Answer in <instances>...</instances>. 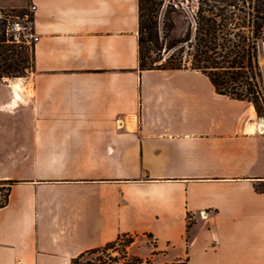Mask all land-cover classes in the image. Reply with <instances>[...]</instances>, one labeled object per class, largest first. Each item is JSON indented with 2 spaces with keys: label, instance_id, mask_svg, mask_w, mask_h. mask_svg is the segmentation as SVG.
<instances>
[{
  "label": "crops",
  "instance_id": "crops-1",
  "mask_svg": "<svg viewBox=\"0 0 264 264\" xmlns=\"http://www.w3.org/2000/svg\"><path fill=\"white\" fill-rule=\"evenodd\" d=\"M29 3L34 70L0 79V264H70L120 234L156 263L264 264L252 103L191 68L140 70L138 0Z\"/></svg>",
  "mask_w": 264,
  "mask_h": 264
},
{
  "label": "trees",
  "instance_id": "trees-1",
  "mask_svg": "<svg viewBox=\"0 0 264 264\" xmlns=\"http://www.w3.org/2000/svg\"><path fill=\"white\" fill-rule=\"evenodd\" d=\"M158 7L157 0H138V68H191L200 71L208 77L218 94L252 103L260 116L264 98L259 90L262 73L258 63V42L264 40V0H198L193 15V35L187 28L180 40V48H176L175 43H168L162 49L159 44ZM27 12V8L0 9V79L25 77L34 70L33 45L15 42L5 34L7 17L12 14L23 16ZM184 44L190 48L187 51L189 66L182 60ZM14 183V180L0 179V208L7 204ZM255 188L264 191V183L257 184ZM123 237H127L123 246H129L132 242L130 235L120 234L103 246L75 256L70 264H187L188 255L167 263L142 260L128 252L104 255V250L113 247ZM185 241H188L187 234ZM85 254L94 256L81 261Z\"/></svg>",
  "mask_w": 264,
  "mask_h": 264
},
{
  "label": "rangeland",
  "instance_id": "rangeland-1",
  "mask_svg": "<svg viewBox=\"0 0 264 264\" xmlns=\"http://www.w3.org/2000/svg\"><path fill=\"white\" fill-rule=\"evenodd\" d=\"M159 2L158 11L156 13V26H157V36L158 42L162 45V49L168 43H175L176 48H180V40L182 39L184 32L187 28H190L191 34L193 35L194 28V19L193 15L198 5V0H157ZM29 3L26 1L23 7L28 8ZM21 8H15L19 10ZM4 11H8L9 8H1ZM184 53L182 55V60L185 62L187 66H189L190 55H188L187 51L190 49L187 45L184 44ZM258 63L260 65L262 71V80L260 83L259 90L264 98V40L262 42H258ZM163 54V53H162ZM155 53L152 54L154 56ZM165 56V54H164ZM264 120V109L262 110V114L259 116ZM132 242L137 240L136 244H139V240L141 236H132L130 235ZM127 237L121 238L120 241H117L115 245L103 252L106 254H110L111 256L117 255L118 252H128V246L124 247L125 241ZM131 242V243H132ZM130 243V244H131ZM129 244V246H130ZM184 252H169L168 257H173L177 254L182 255ZM192 252H188V255ZM128 254L137 256L142 260H149L151 262L156 263L154 259L151 258L149 252H128ZM94 255L85 254L81 261L86 260ZM159 258H163L161 255Z\"/></svg>",
  "mask_w": 264,
  "mask_h": 264
},
{
  "label": "built area",
  "instance_id": "built-area-1",
  "mask_svg": "<svg viewBox=\"0 0 264 264\" xmlns=\"http://www.w3.org/2000/svg\"><path fill=\"white\" fill-rule=\"evenodd\" d=\"M34 10V4H30L27 8V14L23 16L9 15L6 20L5 34L10 36L15 42L33 45L38 39L32 30V19H30V16H33ZM260 122L262 123V130H264L263 118H260Z\"/></svg>",
  "mask_w": 264,
  "mask_h": 264
},
{
  "label": "bare ground",
  "instance_id": "bare-ground-1",
  "mask_svg": "<svg viewBox=\"0 0 264 264\" xmlns=\"http://www.w3.org/2000/svg\"><path fill=\"white\" fill-rule=\"evenodd\" d=\"M264 61V60H263ZM260 124H262V123H260Z\"/></svg>",
  "mask_w": 264,
  "mask_h": 264
}]
</instances>
